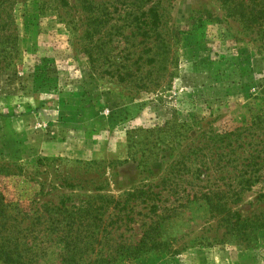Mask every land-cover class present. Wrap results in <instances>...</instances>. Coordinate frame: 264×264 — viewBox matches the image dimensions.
Listing matches in <instances>:
<instances>
[{
  "label": "rangeland",
  "instance_id": "rangeland-1",
  "mask_svg": "<svg viewBox=\"0 0 264 264\" xmlns=\"http://www.w3.org/2000/svg\"><path fill=\"white\" fill-rule=\"evenodd\" d=\"M37 2H12L18 39L11 63L0 67V188L28 213L23 225L65 197L123 201L143 183L157 184L199 129L243 126L264 109V20L247 28L219 0H173L172 65L161 87L144 90L119 81L104 59L90 63L70 32L76 23L82 34L78 11L41 13ZM121 45L111 60L119 61ZM181 121L193 129H179ZM240 197L228 205L232 221L233 211L249 218L240 230L193 203L164 222V249L118 264H264V227L250 222L264 223V182ZM138 227L130 222L111 236L135 241ZM52 237L41 264L60 262Z\"/></svg>",
  "mask_w": 264,
  "mask_h": 264
},
{
  "label": "trees",
  "instance_id": "trees-1",
  "mask_svg": "<svg viewBox=\"0 0 264 264\" xmlns=\"http://www.w3.org/2000/svg\"><path fill=\"white\" fill-rule=\"evenodd\" d=\"M13 1L0 0V67L11 63L18 39L9 14ZM172 1L42 0L37 4L41 13L56 6L78 11L82 34L76 36V23L70 32L90 63L104 59L107 66H113L119 81L145 90L161 87L165 71L172 65L168 29ZM219 1L247 28L264 20V0ZM117 44H122L118 62L110 59ZM193 127L194 123L187 125L186 121L179 125L184 131ZM197 132L170 161L157 184L143 183L129 191L123 201L99 193L78 195L75 200L65 197L58 206L44 208L41 216L23 225L28 213L13 207L0 188V263L41 264L40 259L48 255L43 245L54 235L59 264H118L164 249V222L180 208L198 202L229 229L245 227L249 218L233 211L236 220L232 221L228 205L239 202L241 193L256 183L264 182V109L243 126ZM130 222H139L138 239L114 240L112 233ZM250 222L264 227L263 221Z\"/></svg>",
  "mask_w": 264,
  "mask_h": 264
}]
</instances>
